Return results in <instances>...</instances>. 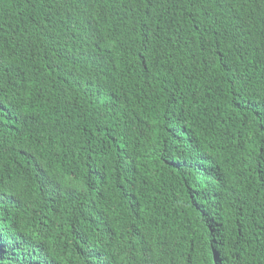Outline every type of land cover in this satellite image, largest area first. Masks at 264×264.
<instances>
[{"label": "trees", "instance_id": "obj_1", "mask_svg": "<svg viewBox=\"0 0 264 264\" xmlns=\"http://www.w3.org/2000/svg\"><path fill=\"white\" fill-rule=\"evenodd\" d=\"M0 264H264V0H0Z\"/></svg>", "mask_w": 264, "mask_h": 264}]
</instances>
